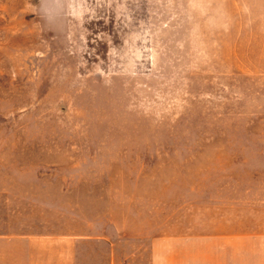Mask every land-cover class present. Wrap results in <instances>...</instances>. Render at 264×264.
I'll use <instances>...</instances> for the list:
<instances>
[{"label": "rangeland", "instance_id": "1", "mask_svg": "<svg viewBox=\"0 0 264 264\" xmlns=\"http://www.w3.org/2000/svg\"><path fill=\"white\" fill-rule=\"evenodd\" d=\"M0 149L20 215L264 264V0H0Z\"/></svg>", "mask_w": 264, "mask_h": 264}, {"label": "crops", "instance_id": "2", "mask_svg": "<svg viewBox=\"0 0 264 264\" xmlns=\"http://www.w3.org/2000/svg\"><path fill=\"white\" fill-rule=\"evenodd\" d=\"M3 165L0 160V170ZM3 188L0 201L7 204L0 205V264H171L165 239L155 233H127L112 222L115 215H107L110 223L101 234L68 231L67 215H58L52 227V215H44V209L42 215H20L18 205L12 211V197ZM94 224L90 221L89 227Z\"/></svg>", "mask_w": 264, "mask_h": 264}]
</instances>
